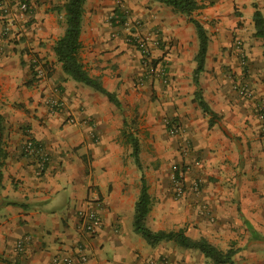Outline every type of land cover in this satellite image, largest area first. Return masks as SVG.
Returning a JSON list of instances; mask_svg holds the SVG:
<instances>
[{"label":"crops","instance_id":"obj_1","mask_svg":"<svg viewBox=\"0 0 264 264\" xmlns=\"http://www.w3.org/2000/svg\"><path fill=\"white\" fill-rule=\"evenodd\" d=\"M194 1L192 17L208 37L197 84L198 39L187 16L152 0H123L127 23L117 36L104 21L111 0L85 2L80 61L119 107L62 72L53 47L64 28L53 15L23 20L10 39L0 16V264H51L80 243L87 261L75 264H214L173 241L149 245L134 231L141 173L151 201L148 229L183 230L231 250L226 264H264V36L254 25L258 12L264 28V0ZM131 26L152 47L151 61L166 62L165 84L145 73L140 52L125 40ZM52 99L61 105L56 112L47 105ZM123 134L138 140L141 172ZM27 139L47 152L44 166L23 153ZM176 165L185 169L182 182L172 181ZM96 200L102 225L89 236L78 213ZM25 235L31 240L16 253Z\"/></svg>","mask_w":264,"mask_h":264},{"label":"trees","instance_id":"obj_2","mask_svg":"<svg viewBox=\"0 0 264 264\" xmlns=\"http://www.w3.org/2000/svg\"><path fill=\"white\" fill-rule=\"evenodd\" d=\"M87 0H67L62 6L64 17V32L54 44L53 52L56 60L61 67L62 72L70 79L80 83L93 91L105 96L110 103L119 107L120 104L113 93L108 92L97 79L91 78L83 64L80 61V30L83 7ZM155 2L170 6L175 12L188 17L196 29L198 39V51L195 56V69L193 71V82L198 83V76L204 69V61L208 46V37L202 25L193 19V13L198 9L194 0H153ZM254 25L257 36H264L263 21L258 12L254 14ZM196 100L200 108L208 115H212L211 111L203 100L197 96ZM126 138L125 142L131 146V156L137 169L141 172L142 167L139 160V143L131 134H123ZM140 192L136 200L133 216L134 231L139 234L149 245H156L162 241H173L179 246L186 249H196L206 258H209L214 264H226L231 262L234 252L229 250L221 252L206 240L198 241L188 238L183 230L178 231H158L153 232L145 225V219L150 211V197L147 192L146 181L143 173L140 177Z\"/></svg>","mask_w":264,"mask_h":264},{"label":"rangeland","instance_id":"obj_3","mask_svg":"<svg viewBox=\"0 0 264 264\" xmlns=\"http://www.w3.org/2000/svg\"><path fill=\"white\" fill-rule=\"evenodd\" d=\"M67 0H0V16H2L1 22L3 23V31L2 35L6 38H12L13 36H18L20 34V31L22 30V26H24L23 20L28 19L30 22H34V18L36 17V13H50L53 15V17L56 19V22L60 28H64V17L62 6ZM123 0H111L112 2V10L107 12L104 15V21L109 26L110 29L116 30L115 33H117L118 36V26H124L127 23V18L125 13L121 9V3ZM153 1V0H152ZM3 3H5L3 5ZM22 4L26 5V10L23 11L20 9V6ZM5 6V7H4ZM45 6V7H43ZM39 19V17H36ZM135 32L134 26H131L129 29V34L125 38L127 40V43L132 46L133 48H136L134 46V42L132 41V33ZM22 33V32H21ZM62 36V35H61ZM59 36L58 38H60ZM159 62L155 63L154 61H151L150 68L153 69V72L156 69H163L164 71L167 70L166 62H160L161 64H158ZM158 64V65H157ZM150 70V69H149ZM157 78H159L157 76ZM146 79L143 77V80ZM160 80V78H159ZM162 84L163 81L161 80ZM164 119L163 122L165 126L167 127V131L169 133L170 125H175V123H171L169 120L170 125L166 124ZM126 131L130 132V127L126 128ZM171 135V134H170ZM131 149L129 147H125V151L123 153L125 157V161H130L131 164H133L132 159L130 158ZM158 167V166H157ZM180 173H185V169H179V166L176 165L174 167L170 168V174L172 176V181H178L182 182V178L180 177ZM183 177V176H182ZM194 184H197L200 187V183L198 180Z\"/></svg>","mask_w":264,"mask_h":264},{"label":"built area","instance_id":"obj_4","mask_svg":"<svg viewBox=\"0 0 264 264\" xmlns=\"http://www.w3.org/2000/svg\"><path fill=\"white\" fill-rule=\"evenodd\" d=\"M20 9L25 11L26 5L22 4ZM126 26V24H125ZM132 41L134 42V46L140 52L141 55V63L145 66V73H149L150 75L158 76L163 83H166L167 80L165 78V71L163 69H156L153 72V69L150 68V61H151V54H152V47L150 44L142 38L140 35H133ZM156 45V42L153 44ZM237 47H239V42H236ZM150 69V70H149ZM38 76L42 77L44 75V71L42 69H38ZM48 108L51 112H56L61 107L59 101L57 99H52L47 101ZM263 108L260 107V110ZM73 120L70 119L69 122L71 123ZM166 124L170 125L169 120H165ZM178 131V128L174 125H170L169 134L174 135ZM23 153L28 156H37L40 162V166H44V164L48 161V154L44 150V148L39 144L33 141L32 139H27L22 147ZM177 192H181V188L178 187ZM194 192L199 193V186L197 184L194 185ZM98 200H96V205L93 208L83 209L78 213V225L82 233L86 235H93L95 234L102 225V218H101V204H98ZM30 236L25 235L18 239L14 246V251L16 253H23L25 250L26 245L30 242ZM74 254L68 253H59L52 257L51 264H75L76 261L84 263L87 261L84 245L77 244L74 248Z\"/></svg>","mask_w":264,"mask_h":264}]
</instances>
